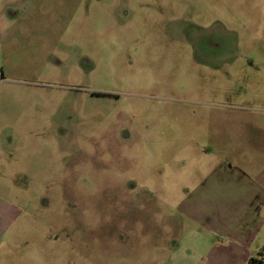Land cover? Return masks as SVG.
<instances>
[{
    "label": "rangeland",
    "instance_id": "374dc122",
    "mask_svg": "<svg viewBox=\"0 0 264 264\" xmlns=\"http://www.w3.org/2000/svg\"><path fill=\"white\" fill-rule=\"evenodd\" d=\"M199 152L264 165V0H0V264H178Z\"/></svg>",
    "mask_w": 264,
    "mask_h": 264
},
{
    "label": "crops",
    "instance_id": "0c3cea01",
    "mask_svg": "<svg viewBox=\"0 0 264 264\" xmlns=\"http://www.w3.org/2000/svg\"><path fill=\"white\" fill-rule=\"evenodd\" d=\"M199 154L202 175L178 198V231L184 233L178 264L264 259V165L254 166L253 158H242L240 164L210 152ZM16 212L0 199V238L18 218Z\"/></svg>",
    "mask_w": 264,
    "mask_h": 264
},
{
    "label": "trees",
    "instance_id": "16d2710c",
    "mask_svg": "<svg viewBox=\"0 0 264 264\" xmlns=\"http://www.w3.org/2000/svg\"><path fill=\"white\" fill-rule=\"evenodd\" d=\"M247 264H264L263 259H249Z\"/></svg>",
    "mask_w": 264,
    "mask_h": 264
},
{
    "label": "built area",
    "instance_id": "2783aa9c",
    "mask_svg": "<svg viewBox=\"0 0 264 264\" xmlns=\"http://www.w3.org/2000/svg\"><path fill=\"white\" fill-rule=\"evenodd\" d=\"M263 262H264V259H263Z\"/></svg>",
    "mask_w": 264,
    "mask_h": 264
}]
</instances>
